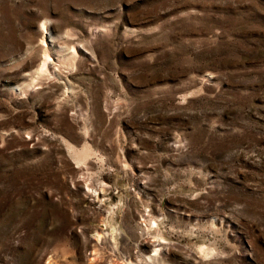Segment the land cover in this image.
I'll return each mask as SVG.
<instances>
[{
  "label": "rangeland",
  "instance_id": "374dc122",
  "mask_svg": "<svg viewBox=\"0 0 264 264\" xmlns=\"http://www.w3.org/2000/svg\"><path fill=\"white\" fill-rule=\"evenodd\" d=\"M0 264H264V0H0Z\"/></svg>",
  "mask_w": 264,
  "mask_h": 264
},
{
  "label": "bare ground",
  "instance_id": "6f19581e",
  "mask_svg": "<svg viewBox=\"0 0 264 264\" xmlns=\"http://www.w3.org/2000/svg\"><path fill=\"white\" fill-rule=\"evenodd\" d=\"M45 63H46V62H45ZM45 63H44V64H45ZM43 66H44V65H43ZM43 68H44V67H43ZM41 70H42V69H41Z\"/></svg>",
  "mask_w": 264,
  "mask_h": 264
}]
</instances>
